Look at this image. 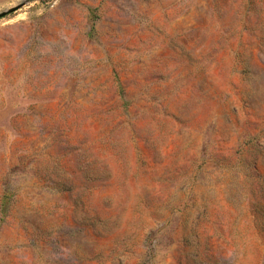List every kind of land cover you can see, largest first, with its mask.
Returning a JSON list of instances; mask_svg holds the SVG:
<instances>
[{
    "label": "rangeland",
    "instance_id": "374dc122",
    "mask_svg": "<svg viewBox=\"0 0 264 264\" xmlns=\"http://www.w3.org/2000/svg\"><path fill=\"white\" fill-rule=\"evenodd\" d=\"M20 3L0 264H264V0Z\"/></svg>",
    "mask_w": 264,
    "mask_h": 264
},
{
    "label": "water",
    "instance_id": "95a60500",
    "mask_svg": "<svg viewBox=\"0 0 264 264\" xmlns=\"http://www.w3.org/2000/svg\"><path fill=\"white\" fill-rule=\"evenodd\" d=\"M24 4H25V3H20V4L16 5V6H14V7H10V8H8V9L4 10V11H1V12H0V18L5 17L6 15H8V14H10V13H12V12H15V11L18 10L20 7H22Z\"/></svg>",
    "mask_w": 264,
    "mask_h": 264
},
{
    "label": "trees",
    "instance_id": "16d2710c",
    "mask_svg": "<svg viewBox=\"0 0 264 264\" xmlns=\"http://www.w3.org/2000/svg\"><path fill=\"white\" fill-rule=\"evenodd\" d=\"M121 92H122V89H121ZM1 207L3 210H7V208L9 207V200H8L7 196L3 197Z\"/></svg>",
    "mask_w": 264,
    "mask_h": 264
}]
</instances>
